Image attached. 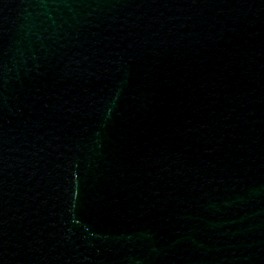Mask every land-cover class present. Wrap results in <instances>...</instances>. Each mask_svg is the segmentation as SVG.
Wrapping results in <instances>:
<instances>
[{
	"label": "water",
	"instance_id": "1",
	"mask_svg": "<svg viewBox=\"0 0 264 264\" xmlns=\"http://www.w3.org/2000/svg\"><path fill=\"white\" fill-rule=\"evenodd\" d=\"M0 264H264V0H0Z\"/></svg>",
	"mask_w": 264,
	"mask_h": 264
}]
</instances>
